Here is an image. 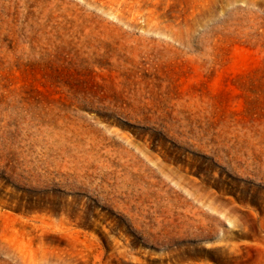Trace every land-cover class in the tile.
Segmentation results:
<instances>
[{
  "label": "rangeland",
  "instance_id": "374dc122",
  "mask_svg": "<svg viewBox=\"0 0 264 264\" xmlns=\"http://www.w3.org/2000/svg\"><path fill=\"white\" fill-rule=\"evenodd\" d=\"M0 264H264V0H0Z\"/></svg>",
  "mask_w": 264,
  "mask_h": 264
}]
</instances>
